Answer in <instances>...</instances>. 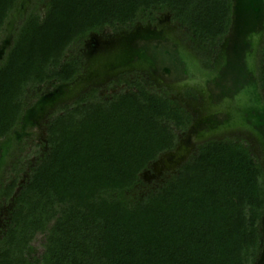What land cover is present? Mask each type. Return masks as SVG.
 <instances>
[{
  "label": "trees",
  "instance_id": "16d2710c",
  "mask_svg": "<svg viewBox=\"0 0 264 264\" xmlns=\"http://www.w3.org/2000/svg\"><path fill=\"white\" fill-rule=\"evenodd\" d=\"M20 1L0 0V41ZM163 12L210 69L232 0H33L0 60V142L21 130L41 91L82 74L77 47L92 34L154 23ZM259 64L264 96V43ZM174 94L124 71L51 109L43 140L16 141L0 179V203L13 204L0 264H256L264 166L247 139L201 141L157 185L139 188L195 121ZM184 96L198 94L185 88Z\"/></svg>",
  "mask_w": 264,
  "mask_h": 264
},
{
  "label": "rangeland",
  "instance_id": "374dc122",
  "mask_svg": "<svg viewBox=\"0 0 264 264\" xmlns=\"http://www.w3.org/2000/svg\"><path fill=\"white\" fill-rule=\"evenodd\" d=\"M32 1L25 2V12H19L13 15L14 27L11 31L12 41L15 31L23 21V15L28 12ZM160 15L164 17L168 16V25L164 23L157 24L158 30L155 31L160 34L158 43L154 45L152 40H147L149 42L143 48H145L144 53L146 52L148 58L141 68H131L110 73L109 64L118 62L116 60L118 59V54H120L119 51L108 52L102 50L98 52L95 49L96 47L86 45V42L90 40L89 38L83 44L79 45L77 47L78 51L80 50L85 56L84 71L80 74L79 80L73 81L70 87L72 93L65 100L68 101L74 98L89 86L105 85V82L118 72L128 71L132 72V75H135L136 72H141L155 85H165L176 91L174 96L182 100L187 108L193 112L195 115L194 133L196 135H203V138L199 139L197 143L210 138H225L227 136L243 137L247 139L253 152L259 157L264 166V124L260 126L256 122V119H258L257 116H262L263 114L262 110L264 105V96L259 85V50L261 42L257 38L258 33L263 29L259 27L258 30H260L257 34H253L247 38V47L249 50L243 52L242 61L239 62L238 59H235L229 64L227 58H225L226 53L223 52V46H221V44L223 45L222 41L219 51L214 57V64L210 69H205L202 66L203 63L199 52L190 41L184 39L185 31L180 28L179 23L172 19V15L169 12H163ZM262 23L264 25V19ZM106 35L104 33L101 37L108 38ZM117 36L120 35L117 34ZM139 40V38L138 40L135 39V41ZM140 45L139 43L135 44L133 42L134 48H138ZM165 50H169L170 55L169 53L162 55V52ZM227 50L228 57L230 58L232 56L231 50L230 48ZM158 57L160 61L156 62V58ZM166 62L172 66H178L176 71L180 76L185 74V80L181 83L170 85L165 84L160 78H156L154 74H157L158 69ZM237 62L243 63L246 72L241 74L238 71ZM235 75L239 76L238 79H234L236 77ZM171 77L175 76L169 75L165 79H171ZM185 88L194 90L198 94V98L185 97ZM104 90L103 92H106L107 89L105 88ZM41 92L47 93L48 90L46 88ZM33 104L31 103L30 106ZM219 115L223 117L218 118ZM33 127L30 135L35 134L36 140H43L44 131L40 128V124L34 125ZM186 134L182 137L177 150L162 155L159 160L153 162L144 171L142 175L144 184L139 186L141 191L157 185L166 173L175 170L188 159L194 149L189 152L186 158L180 160L184 156L190 140ZM10 141L12 142V146H10ZM15 144V136L9 141L0 144V179L3 177V170L8 157V153L4 155L5 149L11 150ZM12 207L13 204L4 205L0 203V235L9 221L10 208ZM261 229L264 230V225H262ZM263 230L262 234H264Z\"/></svg>",
  "mask_w": 264,
  "mask_h": 264
},
{
  "label": "water",
  "instance_id": "95a60500",
  "mask_svg": "<svg viewBox=\"0 0 264 264\" xmlns=\"http://www.w3.org/2000/svg\"><path fill=\"white\" fill-rule=\"evenodd\" d=\"M29 1L30 0H21L20 5L13 11V13L10 16L9 21L7 22L6 33L0 41V60L4 56L5 50L11 47V44H12L11 31L14 27L13 15L18 14L19 12H25V9H26L25 2L27 3ZM232 2H233L232 22L230 25L229 32L227 36L224 38V43L222 45L223 52L226 53L225 58H227V61L229 62V64L232 63L233 60L235 59H238L239 62L242 61L243 55H244L243 52H245L246 50L247 51L249 50L247 47V38L253 34H257L260 29H263V30H260L258 34H262L264 31V25L262 23L264 19V0H232ZM259 27L260 29L258 30ZM159 35L160 34L157 33V31L146 28L144 31L136 30V32L125 34L123 37L119 36L118 40H116L113 50L111 51L112 52L119 51L120 54H118L119 56H118V59L116 60L118 62L109 64L110 73L117 72L119 70L123 71L125 69H131V68L133 69V68H136L137 66H139L138 68H141L143 64H145L144 62H146V59L148 57H147L146 52L144 53L145 48H134L133 42L135 41V39H138V38L146 39V40H154V39L158 40ZM260 41L262 45L264 43V34H263L262 40L259 39V42ZM229 48L232 53V56H231L232 58L228 57L229 54H228L227 49ZM164 53L166 54L169 53L170 55L169 50H165L164 52H162V55ZM174 61L176 62L175 59ZM239 62H237V65H238L237 69L242 74L246 72L245 71L246 69L243 63L242 62L239 63ZM140 63L142 65H139ZM177 69L178 68L176 67L175 71ZM235 70H236V67H235ZM165 71L170 72L171 71L170 67H166ZM185 72L187 71L185 70ZM117 74H119V72ZM238 77L239 76L237 75L234 79H238ZM79 79H80V75L74 81H77ZM72 84L73 82L60 84L59 86H57L50 92L43 94L33 106L27 109L26 114L23 119L21 130H17L14 132L13 136H15L16 141L19 142L24 136L30 134L27 131V128L29 126L40 124V121L50 112L51 109L55 108L57 104L66 101L65 98H67L69 94L72 93L70 89ZM262 111H263L262 116L257 114L258 119H256L257 120L256 122H258V125L260 126L261 124H264V105H263ZM194 123L195 122H193L190 129L194 128ZM193 133H194V130H193ZM194 135L196 134L194 133ZM13 136L7 138L4 141H1L0 144L5 141H9ZM196 136H197V139L203 138V135H196ZM10 146H12L11 141H10ZM177 148L175 150H177ZM10 151H11L10 149H5L4 155L6 153H9ZM171 152H168V153H171ZM262 225H264V215L262 217ZM256 264H264V234H263L262 251H261V254Z\"/></svg>",
  "mask_w": 264,
  "mask_h": 264
},
{
  "label": "flooded vegetation",
  "instance_id": "af4514ba",
  "mask_svg": "<svg viewBox=\"0 0 264 264\" xmlns=\"http://www.w3.org/2000/svg\"><path fill=\"white\" fill-rule=\"evenodd\" d=\"M168 22H169L168 16L164 17V16L160 15V17H158L157 21L154 22V23H152L150 21H148L146 23L139 22L136 26H134L130 30H125V31L118 32V33H113V34L105 33V34H107L106 36H108V38L101 37L102 35H104V33H102V34L95 33V34H92L89 37V39H90L89 41L86 40L87 41L86 45L87 46H91L92 45V47H96L95 49L98 52H101L102 50L110 52L111 50H113V47H114V45L116 43V40H118L119 36H117V34L120 35L121 37H123L125 34L131 33V32H136V30L144 31L146 28L151 29V30H158V25H160L161 23H164V24L168 25ZM257 38L262 40L263 33L259 34ZM152 41H153L154 45H156L158 43V40L154 39ZM147 42H149V41H147L146 39H140L139 41H134L135 44H137V43L141 44L138 48L145 47ZM223 43H224V40H223ZM221 46H222V44H221ZM159 61H160V59L156 58V62H159ZM139 65H142V64L140 63ZM138 67L139 66H137L136 68H138ZM166 67H170L171 71L170 72L165 71ZM176 67L178 68V66L174 65L172 67V65L170 63L166 62L165 64H163L160 67V69H158L157 74L155 73L154 76L156 78H160L161 80H163V82H165V84L174 85V84L181 83L183 80H185L184 79L185 78L184 77L185 74H182L180 76L178 74V72L175 71ZM169 75H174L175 77H171V79L170 78L169 79H165V78H168ZM222 117H223L222 115L218 116V118H222ZM193 130H194V128L190 129L189 132H187V134H186V136L190 140L188 142V147L186 146L187 150L184 152V156L182 158H180V160L186 158L189 155V152H191V150H193L195 148V146L197 145V142H198L199 139H197V136L194 135Z\"/></svg>",
  "mask_w": 264,
  "mask_h": 264
}]
</instances>
